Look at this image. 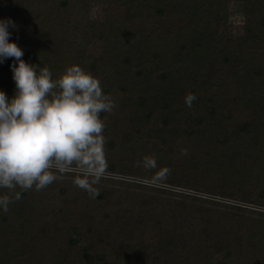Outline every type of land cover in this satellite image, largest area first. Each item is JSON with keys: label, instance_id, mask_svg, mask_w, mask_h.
Here are the masks:
<instances>
[{"label": "trees", "instance_id": "16d2710c", "mask_svg": "<svg viewBox=\"0 0 264 264\" xmlns=\"http://www.w3.org/2000/svg\"><path fill=\"white\" fill-rule=\"evenodd\" d=\"M5 18L26 62L54 79L79 64L116 107L98 195L72 174L21 192L0 209V264H264V211L208 197L264 208V0H0Z\"/></svg>", "mask_w": 264, "mask_h": 264}, {"label": "clouds", "instance_id": "9594fccd", "mask_svg": "<svg viewBox=\"0 0 264 264\" xmlns=\"http://www.w3.org/2000/svg\"><path fill=\"white\" fill-rule=\"evenodd\" d=\"M10 26L17 27L11 18L0 19V62L18 61L11 65L15 95L9 99L0 89V190H7L0 193V209L7 212L21 192L42 191L66 174L95 198V185L108 171L102 117L116 104L99 78L79 64L54 79L49 67L26 62L23 49L9 39ZM195 99L187 94L186 105ZM136 166L160 171L149 155Z\"/></svg>", "mask_w": 264, "mask_h": 264}, {"label": "rangeland", "instance_id": "374dc122", "mask_svg": "<svg viewBox=\"0 0 264 264\" xmlns=\"http://www.w3.org/2000/svg\"><path fill=\"white\" fill-rule=\"evenodd\" d=\"M229 27H228V34L236 35L239 33H242L243 27H244V15H243V6L241 1H232L229 4ZM148 183L147 181H144ZM158 185V184H156ZM159 186L168 187L167 185L159 184ZM175 190V188H173ZM181 189L180 191H182ZM210 199L216 200V201H226V202H233L235 204H240L242 206L250 207L254 206L253 204H244V203H238L236 201L223 199L219 196H208ZM251 208V207H250Z\"/></svg>", "mask_w": 264, "mask_h": 264}, {"label": "built area", "instance_id": "2783aa9c", "mask_svg": "<svg viewBox=\"0 0 264 264\" xmlns=\"http://www.w3.org/2000/svg\"><path fill=\"white\" fill-rule=\"evenodd\" d=\"M250 207H252V208H256V209H259V210H263L264 211V208L262 207H258V206H250Z\"/></svg>", "mask_w": 264, "mask_h": 264}]
</instances>
